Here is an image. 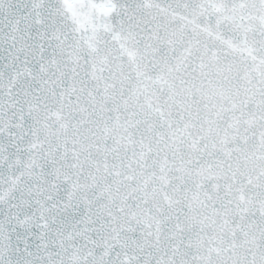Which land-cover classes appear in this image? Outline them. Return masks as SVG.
<instances>
[{"label": "snow or ice", "instance_id": "snow-or-ice-1", "mask_svg": "<svg viewBox=\"0 0 264 264\" xmlns=\"http://www.w3.org/2000/svg\"><path fill=\"white\" fill-rule=\"evenodd\" d=\"M0 264H264V0H0Z\"/></svg>", "mask_w": 264, "mask_h": 264}]
</instances>
